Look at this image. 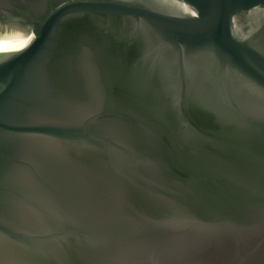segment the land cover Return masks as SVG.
I'll return each instance as SVG.
<instances>
[{
  "label": "water",
  "instance_id": "95a60500",
  "mask_svg": "<svg viewBox=\"0 0 264 264\" xmlns=\"http://www.w3.org/2000/svg\"><path fill=\"white\" fill-rule=\"evenodd\" d=\"M0 41V264H264V0H0Z\"/></svg>",
  "mask_w": 264,
  "mask_h": 264
},
{
  "label": "snow or ice",
  "instance_id": "6c2138e0",
  "mask_svg": "<svg viewBox=\"0 0 264 264\" xmlns=\"http://www.w3.org/2000/svg\"><path fill=\"white\" fill-rule=\"evenodd\" d=\"M29 39H31V37H29ZM6 41H0V49H2L4 47V45L6 44ZM27 41H24L23 43L20 44V47H24V44H26Z\"/></svg>",
  "mask_w": 264,
  "mask_h": 264
},
{
  "label": "bare ground",
  "instance_id": "6f19581e",
  "mask_svg": "<svg viewBox=\"0 0 264 264\" xmlns=\"http://www.w3.org/2000/svg\"><path fill=\"white\" fill-rule=\"evenodd\" d=\"M10 31V30H9Z\"/></svg>",
  "mask_w": 264,
  "mask_h": 264
}]
</instances>
